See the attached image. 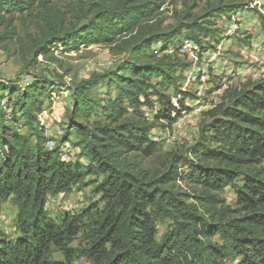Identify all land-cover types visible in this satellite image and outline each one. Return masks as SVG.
<instances>
[{
	"label": "trees",
	"instance_id": "obj_1",
	"mask_svg": "<svg viewBox=\"0 0 264 264\" xmlns=\"http://www.w3.org/2000/svg\"><path fill=\"white\" fill-rule=\"evenodd\" d=\"M207 1L187 3L163 27L165 0H73L66 10L53 0H0V47L18 40L17 17L38 29L20 50L28 66L91 46L126 56L70 87L64 135L52 149L39 116L63 82L0 80V219L7 203L17 211L16 236L0 229V264H264V78L226 91L204 113L199 139L170 154L162 172L145 166L161 148L153 130L171 132L197 98L182 90L192 66L184 45L202 56L219 42L216 20L248 6L214 0L195 13ZM97 88L106 93L93 95ZM65 144L79 150L75 160L63 159ZM85 188L98 201L49 216V197ZM227 188L233 206L221 198Z\"/></svg>",
	"mask_w": 264,
	"mask_h": 264
},
{
	"label": "rangeland",
	"instance_id": "obj_2",
	"mask_svg": "<svg viewBox=\"0 0 264 264\" xmlns=\"http://www.w3.org/2000/svg\"><path fill=\"white\" fill-rule=\"evenodd\" d=\"M53 1L59 9L66 10L73 0ZM165 1L160 16L164 21L163 27L175 24V13L183 11L187 3L190 2V5L193 3V0ZM239 1L248 5L246 10L216 20L220 37L219 42L217 39L214 41L211 50L200 56V50L195 45L191 43L184 45L182 53L188 56L187 61L192 63V66L184 73L182 90L195 94L197 98L193 101L187 100L186 105L192 111L181 118L171 132L159 128L153 130L152 138L161 142L159 151L145 164L153 173L165 169L170 154H185L186 150L199 139L204 113L226 98V91L239 89L250 81L264 78V0ZM212 3L214 0L200 2L195 13L204 15L207 6ZM15 26L18 40L0 47V80L18 79L24 83L31 81L35 76H43L58 83L63 82L60 84L61 91L46 100L45 110L39 116L45 127V135L54 141L59 140L64 135V127L68 121L72 95L70 87L89 79L93 74H103L114 69L126 56L116 54L104 46H91L79 52L66 54L57 51L53 55L56 61L39 56L35 65L28 66L21 59L20 50L23 44L30 43V38L38 36V29L33 20L25 17H17ZM2 30L1 28L0 33ZM105 93V89L102 88L93 91L95 96H103ZM62 153L64 160H75L79 150L65 144L62 146ZM83 162L85 163V160ZM89 179L91 178L87 180ZM182 189L190 193L183 185ZM221 198L226 205H234L235 196L231 188L225 189L221 193ZM96 201L98 197L92 195L91 188L75 190L68 195L49 197L47 211L50 217L59 219L68 212H82ZM16 212V208L7 203L0 219L1 231L12 238L16 236ZM165 229L166 225L159 224L160 234H163ZM215 240L217 241V238ZM79 244L80 240L72 247ZM52 260L65 263L64 256L59 252L53 254ZM71 264L90 263L80 258Z\"/></svg>",
	"mask_w": 264,
	"mask_h": 264
},
{
	"label": "built area",
	"instance_id": "obj_3",
	"mask_svg": "<svg viewBox=\"0 0 264 264\" xmlns=\"http://www.w3.org/2000/svg\"><path fill=\"white\" fill-rule=\"evenodd\" d=\"M2 106H3L4 109H6L4 103H2ZM55 145H56L55 141H53V140H49L48 143H47V147L50 148V149L54 148Z\"/></svg>",
	"mask_w": 264,
	"mask_h": 264
}]
</instances>
